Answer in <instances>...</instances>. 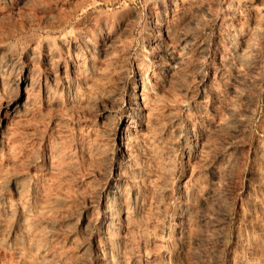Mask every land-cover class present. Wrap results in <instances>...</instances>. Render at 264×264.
Wrapping results in <instances>:
<instances>
[{
    "label": "rangeland",
    "instance_id": "374dc122",
    "mask_svg": "<svg viewBox=\"0 0 264 264\" xmlns=\"http://www.w3.org/2000/svg\"><path fill=\"white\" fill-rule=\"evenodd\" d=\"M5 36L0 264H264V0H0Z\"/></svg>",
    "mask_w": 264,
    "mask_h": 264
},
{
    "label": "bare ground",
    "instance_id": "6f19581e",
    "mask_svg": "<svg viewBox=\"0 0 264 264\" xmlns=\"http://www.w3.org/2000/svg\"><path fill=\"white\" fill-rule=\"evenodd\" d=\"M70 21V19H67L66 21H64V23L63 24H60V25H58V26H54V27H52V28H50V32L52 31V32H58V31H63L64 29H65V26H66V24L68 23ZM108 27V26H107ZM64 32V31H63ZM62 32V33H63ZM53 34V33H52ZM10 36V35H9ZM54 37V36H53ZM60 37V36H59ZM6 39V36L5 37H2V38H0V42L2 43L4 40ZM11 39V38H10ZM64 39V38H63ZM61 41V40H60ZM59 41V42H60ZM65 41V40H64ZM5 42H7V41H5ZM48 42V41H47ZM60 43H63V42H60ZM68 43V42H67ZM48 44V43H47ZM64 44V43H63ZM62 45V44H61ZM3 46V45H2ZM48 46V45H47ZM60 46V45H59ZM65 46V45H64ZM1 48V47H0ZM50 49V48H49ZM54 49V48H53ZM63 49V48H62ZM48 50V49H47ZM49 51V50H48ZM167 51V50H166ZM169 51V50H168ZM10 52V51H9ZM55 52V51H54ZM49 53V52H48ZM47 53V54H48ZM58 53V52H57ZM73 53V52H72ZM77 54V53H76ZM169 54V53H168ZM173 54V53H172ZM4 55V54H3ZM50 56V55H49ZM55 56H56V54H55ZM3 57V56H2ZM8 57H10L9 55H8ZM53 58V57H52ZM77 58V57H76ZM170 58L173 60V58H172V56H170ZM54 59H55V57H54ZM9 60H11V59H9ZM8 60V61H9ZM71 60H72V58H71ZM2 61V60H1ZM7 61V62H8ZM48 61V60H47ZM174 61V60H173ZM13 62V61H12ZM49 62V61H48ZM61 62V61H60ZM52 63V62H51ZM50 63V64H51ZM48 64V63H47ZM55 64H57V62L55 63ZM61 64V63H60ZM98 64V63H97ZM1 65V64H0ZM12 65V64H11ZM61 66H63V65H61ZM173 66H174V64H173ZM108 67V64H106L105 66H102V64H101V66H99V68L100 69H106ZM175 67V66H174ZM3 68V67H2ZM5 68V67H4ZM72 68H73V66H72ZM77 69H78V67H76ZM1 69V68H0ZM174 69V68H173ZM9 70V69H8ZM69 70V69H68ZM2 71H3V69H2ZM73 73H74V71H75V69H73V70H71ZM72 73V74H73ZM82 73V72H81ZM74 75H77L76 73L74 74ZM144 75V74H143ZM78 76V75H77ZM1 77V76H0ZM64 78H65V76H64ZM75 78V77H74ZM5 79V78H4ZM62 79V78H61ZM71 79V78H70ZM7 80V79H6ZM9 80V79H8ZM11 80H13V79H11ZM10 80V81H11ZM15 80V79H14ZM37 80V79H36ZM35 80V78L33 79V73L32 72H29V74L27 75H24V76H20V77H18L17 78V81L19 82V86H20V88L21 89H25V91L24 92H26V99L24 100V103L22 102V104L21 105H25V102H26V105H27V102L31 99V90H33V89H31L34 85H35V83L37 82ZM75 80V79H74ZM9 81V82H10ZM16 81V82H17ZM45 81H47V80H45ZM66 80H64V82H65ZM71 81H73V80H71ZM70 81V82H71ZM139 81H141V85H142V89H141V91H139L138 89L136 90V94H135V96H134V99H131V101H130V109H129V111L130 112H132V114L131 113H129V115L130 116H128V126H127V128H126V130L123 132L122 131V134L119 136L120 137V146H121V148H127L128 147V143H129V138L132 136L131 135V131H130V127L132 126V124L131 123H133V122H135V121H137L138 123H140V125H141V123H143L144 122V118H146V117H149V115H150V109L148 110L147 108H146V106L148 105V103H149V101H150V98H149V95L151 94L150 92V94L148 95L146 92H145V85H146V79L144 78V76H142V75H140V77H138L137 78V80H136V83H137V85H139ZM39 82V81H38ZM58 82H60V81H58ZM1 83H3L2 81H1ZM0 83V84H1ZM45 84H44V86H43V91H44V93H45V95H46V93H48L49 92V85L46 83V82H44ZM61 83V82H60ZM73 83V82H72ZM148 83H150V82H148ZM75 84V83H74ZM81 84V83H80ZM2 85V84H1ZM42 85V84H41ZM40 85V86H41ZM68 85H69V83H68ZM73 85V84H72ZM98 85V84H97ZM100 85V84H99ZM98 85V86H99ZM4 86V85H3ZM2 86V87H3ZM60 86V85H59ZM101 86V85H100ZM42 87V86H41ZM51 87V86H50ZM70 87V86H69ZM73 87V86H72ZM140 87V86H139ZM65 88V87H64ZM74 88V87H73ZM77 88V87H76ZM141 88V87H140ZM20 89V90H21ZM31 89V90H30ZM51 89H52V87H51ZM79 89V88H78ZM96 89H97V87H96ZM99 89V88H98ZM148 89V88H147ZM59 90V89H58ZM70 90V89H69ZM73 90V89H72ZM85 90V89H84ZM92 90V89H91ZM34 91H35V89H34ZM60 91H62V90H60ZM80 91V90H79ZM90 91V90H89ZM65 92V91H64ZM68 92V91H67ZM87 92V91H86ZM57 93H58V91H57ZM72 93V92H71ZM77 93V92H76ZM75 93V94H76ZM80 93V92H79ZM109 93V92H108ZM55 94H56V92H55ZM60 94V93H59ZM74 94V95H75ZM82 94V97H83V93H81ZM87 94V93H86ZM35 95V94H34ZM72 95V94H71ZM80 95V94H79ZM89 95V94H88ZM110 95V94H109ZM114 94H112V96H113ZM47 96V95H46ZM78 96V94L75 96V97H77ZM81 96V95H80ZM87 96V95H86ZM32 97H33V95H32ZM55 97V96H54ZM68 97V96H67ZM74 98V97H73ZM81 98V97H80ZM83 98H85V97H83ZM88 98V97H87ZM93 98V97H92ZM106 98H107V96H106ZM112 98V97H111ZM132 98H133V96H132ZM153 98V97H152ZM12 99V98H11ZM33 99H34V97H33ZM32 99V100H33ZM46 99V98H45ZM55 99V98H54ZM78 99V98H77ZM86 99V98H85ZM75 100V99H74ZM81 100V99H80ZM113 100V99H112ZM155 100V99H154ZM153 100V101H154ZM22 101V100H21ZM77 101V100H76ZM85 101H87V100H85ZM110 101V100H109ZM30 102V101H29ZM57 102H58V100H57ZM84 103V102H83ZM155 103V102H154ZM2 104V103H1ZM1 104H0V106H1ZM79 104V103H78ZM4 105V104H3ZM11 105H14V109L16 110V109H18L17 107H21V106H18L19 105V103H14V102H12L11 103ZM25 105V106H26ZM150 105H152V103L150 104ZM24 106V108H27L28 107V105H27V107H25ZM29 107H31L30 105H29ZM1 108V107H0ZM7 108V107H6ZM22 108V107H21ZM150 108V107H149ZM156 108V107H155ZM11 109V108H10ZM152 109H154V108H152ZM24 110V109H23ZM4 111V110H3ZM7 111V110H6ZM14 111V110H13ZM25 111H27L26 109H25ZM5 112V111H4ZM15 112V111H14ZM128 112V111H127ZM3 113V112H2ZM16 113V112H15ZM147 119V118H146ZM149 119V118H148ZM156 120V119H155ZM149 122H150V120H149ZM153 122H155V121H153ZM134 125V124H133ZM138 125V124H137ZM136 126V125H135ZM144 127H146V126H144ZM156 127V126H155ZM132 128H133V126H132ZM131 128V129H132ZM139 128H140V126H139ZM135 129V128H134ZM144 129H146V128H144ZM149 129V128H148ZM155 129V128H154ZM138 130V129H137ZM136 130V131H137ZM140 130V129H139ZM138 130V131H139ZM135 131V132H136ZM143 131V130H142ZM140 132V131H139ZM150 132H152V130L150 131ZM264 133V132H263ZM144 134V133H143ZM139 136V135H138ZM142 136V135H141ZM144 137V136H143ZM142 137V138H143ZM152 137V136H151ZM141 139V138H140ZM145 139H147V138H145ZM154 139H155V137H154ZM119 142V141H118ZM143 141H141V143H142ZM146 142H148L147 140H146ZM137 143V142H136ZM149 143V142H148ZM154 144V143H153ZM130 146H131V144H130ZM139 148V147H138ZM132 149H133V146H132ZM123 150V149H122ZM126 150V149H125ZM129 151V150H128ZM131 151V150H130ZM263 151V150H262ZM122 152V151H121ZM106 153V152H105ZM130 153V152H129ZM128 153V154H129ZM262 153V152H261ZM260 153V154H261ZM127 155V154H126ZM130 155H132V154H130ZM262 155H264V154H262ZM107 155H105V157H106ZM125 156V155H124ZM123 156V157H124ZM132 156H134V155H132ZM134 158V157H133ZM136 158V157H135ZM127 160H129V159H127ZM131 160V159H130ZM131 163V162H130ZM264 166V165H263ZM123 170V169H122ZM135 175V174H134ZM264 175V174H263ZM127 179V178H126ZM262 180V179H261ZM260 181V180H259ZM131 184V183H130ZM134 185V184H133ZM117 186V185H116ZM150 186V185H149ZM117 188V187H116ZM119 188V187H118ZM116 190H112L111 189V191L109 192V193H111V195H112V197L113 198H115V196H116V192H115ZM100 192V191H99ZM118 194V193H117ZM131 194V193H130ZM133 194V193H132ZM251 194V193H250ZM253 194V193H252ZM119 195V194H118ZM253 195H255V194H253ZM256 196V195H255ZM262 196V195H261ZM105 197V196H104ZM122 197V196H121ZM126 197V196H125ZM106 198V197H105ZM128 198V197H127ZM248 198V197H247ZM253 198V197H252ZM255 198V197H254ZM107 199V198H106ZM249 199V198H248ZM259 199V198H258ZM119 200V199H118ZM253 200V199H252ZM257 200V199H256ZM122 201V200H121ZM125 202V201H124ZM130 202V201H129ZM248 202V201H247ZM250 202V201H249ZM112 203V202H111ZM121 203V202H120ZM262 203V202H261ZM129 204V203H128ZM133 204V203H132ZM145 204V203H144ZM253 204V203H252ZM255 204V203H254ZM106 205V204H105ZM105 205H104V207H105ZM107 205H109V201H108V203H107ZM113 205V204H112ZM124 205V204H123ZM131 205V204H130ZM254 206V205H253ZM108 207V206H107ZM106 207V208H107ZM119 207V206H118ZM125 207V206H124ZM131 207H133V206H131ZM122 208V207H121ZM251 208V207H250ZM259 208V207H258ZM109 209V208H108ZM257 209V208H256ZM251 210V209H250ZM255 210V209H254ZM262 210V209H261ZM246 211H248V210H246ZM252 211H253V209H252ZM251 211V212H252ZM123 212V211H122ZM130 211H128V213H129ZM245 212V211H244ZM249 212V211H248ZM257 212H259V211H257ZM261 212V211H260ZM124 213V212H123ZM128 213H126V214H128ZM253 213H254V211H253ZM246 214V213H245ZM133 215V214H132ZM247 215V214H246ZM245 215V216H246ZM252 215V214H251ZM254 216H255V214H253ZM252 215V216H253ZM105 216H106V214H105ZM109 216V215H108ZM122 216V215H121ZM126 216V215H125ZM129 217V216H128ZM107 218V217H106ZM127 218V217H126ZM111 219V218H110ZM247 219H249V217L247 218ZM257 219V218H256ZM264 219V218H263ZM124 220V219H123ZM244 220V219H243ZM254 220V219H253ZM260 220H262V218L260 219ZM260 220H259V222H260ZM258 221V220H257ZM264 221V220H263ZM109 222V221H108ZM111 222V221H110ZM253 222V221H252ZM107 225V224H106ZM109 225V224H108ZM111 226V225H110ZM256 226V225H255ZM254 226V227H255ZM263 226V225H262ZM251 228H252V226H251ZM256 228V227H255ZM108 230H110V229H108ZM240 231V230H239ZM252 231V230H251ZM108 233V232H107ZM241 236V235H240ZM248 236H250V235H248ZM237 237H239V236H237ZM244 238V237H243ZM250 238V237H249ZM240 239V238H239ZM244 239H246V238H244ZM251 240H252V238H251ZM242 241V240H241ZM248 241V240H247ZM255 242L256 241H254V244H255ZM262 242V241H261ZM241 243H243V242H241ZM250 243H252V241H250ZM263 245V244H262ZM254 246V245H253ZM258 246V245H257ZM252 247V246H251ZM255 247V246H254ZM263 247H264V245H263ZM260 248V247H259ZM254 249V248H253ZM256 249V248H255ZM263 251V250H262ZM261 251V252H262ZM252 253V252H251ZM232 255V254H231ZM235 255V254H234ZM255 255V254H254ZM251 256V255H250ZM249 258H251V257H249ZM246 259V258H245ZM254 259V258H253ZM252 259V260H253ZM256 260V259H255ZM237 261V260H236ZM244 261V260H243ZM246 261V260H245ZM254 261V260H253ZM231 262V261H230ZM241 263V262H240ZM231 264V263H230ZM241 264H243V263H241Z\"/></svg>",
    "mask_w": 264,
    "mask_h": 264
}]
</instances>
